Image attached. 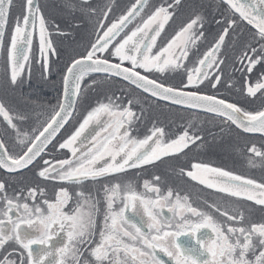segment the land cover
<instances>
[{"label": "snow or ice", "instance_id": "6c2138e0", "mask_svg": "<svg viewBox=\"0 0 264 264\" xmlns=\"http://www.w3.org/2000/svg\"><path fill=\"white\" fill-rule=\"evenodd\" d=\"M182 3L129 0L117 12L116 0H62L61 7L78 13L91 32L83 50L60 70L56 102L34 100L29 111H19L0 101V170L13 182L21 180L11 192L0 180V250L15 246L0 264H165L161 254L167 264H264V220L252 216V206L264 212V180L189 161L176 174L222 194L216 202L197 197L206 206L200 208L158 174L142 179V190L141 172L127 175L166 157L187 156L193 145L203 149L200 115L218 122L221 133L235 126L264 138V106L248 110L200 90L205 82L213 89L222 82L235 88L231 78L223 79L227 50L229 74L239 71L243 77L236 90L264 101V70L251 78L257 66L264 69V0H215L211 19L193 10L166 34ZM13 9L14 0H0V86L15 89L26 73L30 79L33 64L45 81L53 75L51 57L59 53L52 36L65 33L49 23L39 0H24L18 15ZM213 23L214 34L208 31ZM242 25L250 26L247 39ZM174 80L179 83L169 82ZM117 82L130 86L126 99L123 91L104 93L78 126L60 135L90 91ZM161 106L195 118L176 134L154 119L142 137L134 135L148 111ZM247 152V166L264 170V148L253 144ZM22 170L58 182L54 199L39 183L23 185ZM88 186L93 190L86 191Z\"/></svg>", "mask_w": 264, "mask_h": 264}, {"label": "rangeland", "instance_id": "374dc122", "mask_svg": "<svg viewBox=\"0 0 264 264\" xmlns=\"http://www.w3.org/2000/svg\"><path fill=\"white\" fill-rule=\"evenodd\" d=\"M97 1V3H103L102 1L103 0H95ZM155 3H158L159 0H154ZM185 0H183L184 2ZM55 2L56 0H53L51 2V0H43V5H41L42 9L45 10V14L50 11L52 14H53V9H55ZM117 2V5H119V8H123L124 6H126L128 3H129V0H116ZM203 2V8L198 5V2L197 4H194V5H191L193 2H189L188 3V6H186L184 8V10L188 13V15H185V16H182L181 13H177V16L174 18V21H179V22H184L188 19V17L192 14L193 10H197V11H205L206 14L209 15V19H211L212 15H215V12L213 11V9L211 7H209L210 4H213L215 3V0H202ZM14 6H22V2L21 0H16L14 1ZM174 22H170V25L173 24ZM11 24H12V21L9 22V30L11 29ZM170 27V26H169ZM242 28H243V37L242 39H247L251 36V32L249 31L250 29V26H247V25H242ZM208 31L210 33H215L217 31V27H216V24H211L209 25L208 27ZM254 31V30H252ZM71 32H73V29H71ZM8 35V33L6 34ZM5 35V36H6ZM52 39H57V40H54L55 41V44H56V48L57 49H61L63 47V44L60 43L59 41H62V40H67V37L66 36H58V35H53L52 36ZM7 41V39H4V42ZM59 55L61 54L60 52H58ZM71 54V52L69 53ZM226 54L229 56V59L228 61L226 62L225 66H224V80H228V79H232L233 80V83L235 84V88H228L227 85L222 82L220 85L217 86L216 89H214L212 92L213 93H218V96H222L223 95V92H227L229 93L228 95H223V97H227V96H231L232 99L234 100H242L244 104H240L238 103L240 106L248 109V110H255L257 108H261L262 106H264V101H262L261 99H252V98H248L245 97L244 95H242L239 91H237L236 89L241 87L242 83H243V77L241 75V73L239 71H233L231 72V75L229 74L230 73V69L232 68V59H231V52L227 51L226 50ZM3 61V59H1ZM0 61V71H2V78L4 79V71H5V64H4V61L2 62ZM59 63V62H58ZM32 69V68H31ZM264 69L261 68V66H257V68L254 70V72L251 74V78L253 80H255V78L257 77V75ZM33 71H35V64L33 65ZM30 79H33V75ZM170 83H179L178 80H174V81H169ZM206 83V82H205ZM101 86L98 88L97 91H95V99H99L100 97L103 96V93L105 91L103 90H100ZM108 88V87H107ZM130 89V86H128L127 84H123V82H121L120 84L118 83H115L111 86V88L107 89L106 92H114L116 93L117 95H119L121 93V91L124 92V97L125 99L127 98V93H128V90ZM13 88H10L9 92L10 94L13 96V97H16L18 96V90H15V92H13ZM200 90L203 92L204 89L200 88ZM4 94V93H3ZM2 94V96H3ZM8 95V94H7ZM146 96V94H143ZM9 96V95H8ZM259 96V94H258ZM35 100V99H34ZM38 101H41V98L37 99ZM1 101H3L1 99ZM148 104H151V100L149 99V101H147ZM161 105H163V102H160ZM94 105V104H93ZM92 105V106H93ZM28 108V110L31 109V106L28 105L26 106ZM91 107V106H90ZM90 109V108H89ZM162 110L163 111H166L167 113H184V110L182 111H179L177 109H173V108H169V107H163L162 106ZM77 115L75 116L74 119H81L83 117V112L78 110L77 111ZM149 113V112H148ZM186 114L189 116V117H193L191 116L189 113L186 112ZM86 115V113L84 114ZM199 118H201V126H204V125H210V127H215L216 129H220V125L218 122L216 123H211V122H208L206 120V118L204 116H199ZM78 121L80 120H74L71 122V124L69 125L68 127V130L66 132V135L71 132L75 126H78ZM143 124L144 126L145 125H148V127H150L151 124H149V119L145 116L144 118V121L141 123ZM138 126L137 128V131L134 132L133 134L134 135H138L140 137H142V135L139 134V131H140V125ZM214 130L212 131V134L208 133L211 137V141L216 144L217 148L214 149L213 151H211L210 153V156H212L215 160L218 156H221L223 157V164L224 165H227V163H231V164H236V165H247V160H246V157H247V154L248 152H244V151H236V152H232L231 150V147L233 145H243V144H250V146L248 147H251L253 144H258L259 141H261L262 143H264V139L263 138H255V137H248V136H245V135H242L237 129H235L233 126H232V130H235L238 132V134L232 132L231 130L229 131L228 130V133H222V134H219V131L217 130ZM65 135V136H66ZM208 136V135H207ZM70 155V154H69ZM172 157H166L165 158V161H163V163L166 164L167 168H168V164L167 162L171 163ZM171 161V162H170ZM151 168V166H149L147 168V171H149V169ZM129 177H131V174L128 175ZM36 178L37 176L35 175V172L33 171L31 173V175H27L25 177V180L30 182V181H36ZM7 179H9V177H7ZM9 184L12 183L11 179H9ZM40 181H42L40 178H39ZM18 183V185H20V182L21 180H17L15 181ZM44 182V181H43ZM51 182H55V181H48V182H45L47 184V186L49 187V190L51 188V185L50 183ZM57 183V182H55ZM24 184L26 185L27 183L24 181ZM195 185H196V190L199 189L200 193L203 192L198 186H197V183L196 182H193V181H190L189 180V183L187 184H182V181H179V187L180 188H176V189H179L181 191V193H187L191 199V202L199 207L198 203H197V198H195L196 196H194L195 192ZM61 185L59 184L58 185V188L60 187ZM65 187H68L70 192L72 191V186H69V185H63ZM171 186V185H170ZM188 186H193L192 188H188ZM46 187V186H45ZM15 189V188H13ZM12 189V190H13ZM139 190H142L141 187H138ZM93 190V187L92 186H88L86 188V191H92ZM195 190V191H196ZM207 192V191H205ZM54 193V191H53ZM48 197L49 199H52V191L50 190L49 193H48ZM245 205H249L251 204V202H245L244 203ZM72 206V202H70L68 208H70ZM253 207V210H252V216L253 218L258 221L259 220V217L256 215V214H260L262 213L259 209V206H252ZM68 208H66V211L68 210ZM166 256V255H165ZM161 258L165 261V264H167V258L163 256V254H161Z\"/></svg>", "mask_w": 264, "mask_h": 264}, {"label": "trees", "instance_id": "16d2710c", "mask_svg": "<svg viewBox=\"0 0 264 264\" xmlns=\"http://www.w3.org/2000/svg\"><path fill=\"white\" fill-rule=\"evenodd\" d=\"M14 1H16V0H14ZM93 2L97 3V1H95V0H93ZM102 2H104V0ZM189 2H193L192 4L198 3V1L195 2L194 0H185L183 3H187V6H188ZM116 11L119 12L120 8L118 7L116 9ZM0 80H2V71H0ZM24 80H25V83L22 84V89L18 90V93H19L18 96L13 97L9 93V98L6 99L7 102L22 101V102H26V103H32V101H34V99L37 100L38 97L41 98V101L49 100L53 104L56 102V100L58 98V94L60 92V71L57 73V75L53 74L47 81H45L42 77H38L36 79L35 78L28 79L27 78V80H29L28 83H26L25 78H24ZM8 88L10 89V87H8ZM13 92H15V90H13ZM53 93H54V95H53ZM233 101L237 104L238 103L244 104L242 100L239 101L236 99ZM173 109H176V108H173ZM258 109L259 108L255 109V110H258ZM179 111H182V110H179ZM148 112L149 113L146 115V117L149 119V124H152L153 120L155 119L158 122H161L166 127V130H170L173 134H176V133H179L180 131H182V128L180 126L186 120L195 118V117H189L186 114L187 111H184V113H175V114L174 113H167L166 111L162 110V106L161 107H152L150 109V111H148ZM199 120H201V118H199ZM201 127H202V135L204 137V143H205V147L203 149L197 151V150H195V145L191 146L189 149L185 150V152L187 153V156H184V154H181L178 157H172V159H171L172 162L171 161H170L171 163L167 162L168 168H167L166 164L163 162L156 163V165L153 166L152 170L146 172V175L149 174L147 176V179H151L153 174H158L163 178V180L166 183L171 185L174 189L180 188L178 186L179 181H182V184H187V183H189V180L186 177L181 179L176 174L175 169H177L179 166L190 167L189 161H194V162L203 161V162L209 163L215 167H221V168L225 167L226 169L231 170L233 172L245 170V165L238 166L235 164V166H232V167L225 166L222 163L223 162V157H221L222 155L218 156L216 158V160L212 156H210L211 151L216 149L217 146H216V144H214L211 141V137L208 133L212 134V131H214L216 128L210 127V125H208V124L201 126ZM147 129H148V125H145L144 126L145 132L147 131ZM216 130L219 131V134H222L220 129L219 130L216 129ZM231 131L238 134V132L235 130L231 129ZM140 133H141V131H139V134ZM223 133H228V130H225ZM250 144H252V143H250ZM250 144L233 145L231 147V150H232V152H236V151L239 152L241 150L244 152H247V148H248V146H250ZM256 146L264 148V143L259 141L258 144H256ZM164 161H165V158H164ZM251 171H262V172H264V170H261L259 168H254V169L252 168ZM10 186L13 189V188L18 187V184L12 183V184H10ZM192 187L193 186H188V188H192Z\"/></svg>", "mask_w": 264, "mask_h": 264}, {"label": "flooded vegetation", "instance_id": "af4514ba", "mask_svg": "<svg viewBox=\"0 0 264 264\" xmlns=\"http://www.w3.org/2000/svg\"><path fill=\"white\" fill-rule=\"evenodd\" d=\"M52 1L53 0H51V2ZM197 1H202V0H196V2ZM39 3H40V6L44 4L43 3V0H39ZM55 4L56 5H55V9H53V14L50 11H48L45 14V10H43V11H44V14L46 15V17H48L49 23L53 26V28H55L58 25L59 28L65 33L64 35L67 37V40L59 41L60 43L63 44V47L61 49H57V51L60 52L65 57L70 52H73V51L74 52L75 51L76 52H80V51H82L83 50V47L82 46L84 45V43L89 38V34L91 32V25L86 20H81V18H80V16H79L78 13H76V14H69V12L67 10H65L64 8H62L61 7L62 0H56ZM13 11H14L13 12V16L18 15L22 11V6L14 7ZM74 23H79L81 25L80 28L79 29H75L73 27V24ZM180 24H181V22L174 21V23L171 24L170 27H167L166 28V34H171L172 31L176 27H178ZM11 26H12V24H11ZM71 29H73V32H71ZM54 35H57V34H54ZM58 36H62V35H58ZM5 39H7V41H5L4 43H5V45H7L8 44V40H9V36L6 35L5 36ZM54 40H57V39H54ZM54 44H55V41H54ZM55 46H56V44H55ZM39 75H41L40 66H39ZM24 83H25V80H24ZM205 85L208 86L209 89H213V88L210 87V85L208 84V82H206ZM21 89H22V85L20 87L15 88L14 90H21ZM9 90L6 93L8 95L10 93ZM100 90H102V89H100ZM103 91H105L104 93H106V90H103ZM94 92L93 91H90L89 92V94L87 96V99L78 105L77 111L78 110L82 111L83 112V115H84L86 113V111L89 110L90 106H92L95 103V101H96V99H95V93ZM53 95H54V93H53ZM102 97H100V98H102ZM8 98H9V96H8ZM38 99H39V97H38ZM45 102H50V101L49 100H46ZM4 103L7 106H9L10 108H13V109H16V110H19V111H29L28 108L26 107L28 105H30L32 107V103H24L22 101H16V102H6V101H4ZM74 120H81V119H73L72 121H74ZM142 125L143 124H141L140 126H142ZM68 127L64 130L62 136H65L66 135V132L68 130ZM142 129H144V128H142ZM71 130H73V129H71ZM144 134L145 133H143L142 136ZM248 155H250V154L248 153L247 156ZM229 165L235 166V164H231V163H228V166ZM238 166H241V165H238ZM152 168H153V166H151V168L149 169V171L152 170ZM225 170H228V169L225 168ZM137 171H140V170H135V169L129 170V172H128L127 175H130L132 173H134V175H135ZM144 171L145 170L142 171L143 173L141 175V181H140V184H138V187H141V188H142V179H147V176L149 175V174L146 175ZM250 171H251V168H249L247 165H245V170H241V171H238V172H235V173L241 174V175H245L247 177H250V178L256 179L257 181H260V179L257 176H252ZM3 173L0 172V180H6L7 183L9 184V181L10 180L7 179L8 175H5L6 173L5 174H3ZM29 175H31V172H30ZM25 177L26 176H23L24 180L22 178V184L23 185H25L24 184V181H25L27 183L26 185H35V184L39 183L43 187L46 186L45 187L46 192L49 193V191L51 190L52 191V199H54V194L58 190V185H59L58 182L57 183L51 182L50 183L51 188L49 190V187L47 186V184L45 182H43V181H40L39 180V177L36 178V181H30V182L26 181L25 180ZM12 183L18 184L17 182H13V181H12ZM166 184L169 185L168 183H166ZM20 186H21V182H20V185H18V187H16L15 189L19 188ZM197 186L203 192L200 193L199 189L196 190V185H195V190H196V191L194 190V192H195L194 196H196L195 198L200 197L202 199L208 200L209 202H216V200L219 197L222 196V194L215 193L212 189H207L204 186L199 185V184H197ZM9 191L10 192L12 191V187L10 186V184H9ZM53 191H54V193H53ZM72 191H73V189H72ZM205 191H207V192H205ZM224 199H228V198L225 197ZM197 203H198V205H199L200 208H205L206 207L201 202V200H197ZM242 203H245V202H242ZM207 210L208 211H212L211 209H207ZM213 214L214 215H217L216 213H213ZM256 215L259 217V220L258 221L264 220V212H262L260 214H256ZM220 219H223V218H220ZM13 247H15V246H6V248L4 250H0V258H2V256L6 252L11 251V249ZM85 247H87V246H85ZM14 255H15V253H14ZM85 255H86V253H85ZM165 257L167 258L166 260L168 261L169 258L167 256H165ZM16 258L18 259L19 257L16 256Z\"/></svg>", "mask_w": 264, "mask_h": 264}, {"label": "water", "instance_id": "95a60500", "mask_svg": "<svg viewBox=\"0 0 264 264\" xmlns=\"http://www.w3.org/2000/svg\"><path fill=\"white\" fill-rule=\"evenodd\" d=\"M126 84V82H124ZM147 95V94H146ZM235 128V126H233ZM238 130V129H237ZM239 131V130H238ZM240 132V131H239ZM241 133V132H240ZM244 134V133H242ZM244 135H250V136H258V137H261L259 134H244ZM262 138V137H261ZM264 139V138H263ZM184 238H182L183 240Z\"/></svg>", "mask_w": 264, "mask_h": 264}]
</instances>
